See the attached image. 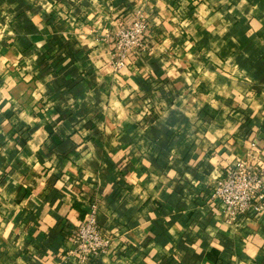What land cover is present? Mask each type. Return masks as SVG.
I'll return each instance as SVG.
<instances>
[{"label": "crops", "instance_id": "crops-1", "mask_svg": "<svg viewBox=\"0 0 264 264\" xmlns=\"http://www.w3.org/2000/svg\"><path fill=\"white\" fill-rule=\"evenodd\" d=\"M147 20L119 66L107 32ZM264 160V0H0V264H264V209L211 198Z\"/></svg>", "mask_w": 264, "mask_h": 264}, {"label": "built area", "instance_id": "built-area-1", "mask_svg": "<svg viewBox=\"0 0 264 264\" xmlns=\"http://www.w3.org/2000/svg\"><path fill=\"white\" fill-rule=\"evenodd\" d=\"M147 28L146 19L135 17L131 23L121 24L116 32L105 34L112 43L117 65H123L130 53L145 49ZM211 198L222 207L228 221L263 211L264 160H237L214 182ZM67 240L70 248L66 256L74 257L76 264H90L91 260L109 251L112 235L97 222L95 204L90 203L85 218L67 230Z\"/></svg>", "mask_w": 264, "mask_h": 264}]
</instances>
